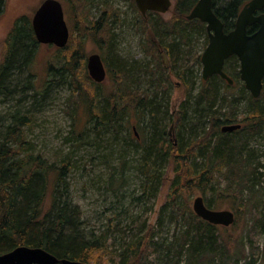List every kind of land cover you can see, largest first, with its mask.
<instances>
[{
    "label": "trees",
    "instance_id": "16d2710c",
    "mask_svg": "<svg viewBox=\"0 0 264 264\" xmlns=\"http://www.w3.org/2000/svg\"><path fill=\"white\" fill-rule=\"evenodd\" d=\"M67 1L71 5L67 21L70 40L66 48L58 49L52 61L47 63L44 78L41 73L38 75L39 67L34 68L40 44L32 29L33 17H27L26 21L24 17L16 20L4 41L6 52L0 64V98L12 95L8 84L10 74L23 69H28L31 77L36 78L32 84L35 99L44 98L47 88L57 79L58 84H68L71 92L69 108L85 107L87 118L83 131L87 127L97 132L106 130L128 147L142 150L144 159L139 172L145 178V190L157 179L163 181L165 176L164 172L152 169L151 160L154 164L166 161L172 166L177 178L170 181L168 202L173 219L182 222L185 230L167 246L154 241L155 226H150L141 237L124 241L121 249L116 251L108 245V234L115 229L111 221L106 234L86 239L80 231L79 213L71 204L62 201L61 196L57 197L59 187L67 190L66 180L72 171L70 160L50 161L44 155L36 154L34 144L26 135V130L33 124L31 118L15 115L12 125L5 131L0 130V255L19 247H29L44 249L61 260L84 264H108L113 258L122 260L123 264H168L161 258L151 262L156 252L174 254L177 259L185 255V264H258L261 257L259 238L264 236V187L259 185L257 189L251 185L254 180L258 182L254 179L257 170L253 165V154L245 158L241 152L245 150L246 141L258 138L264 132V89L255 99L245 87H233L219 76H213L207 81L202 78L199 92L194 95V85L190 81L192 74L183 66V60L191 56L193 40L198 39L196 35L206 37L204 50L209 43L206 24L186 19L199 0H174L172 18L168 21L154 12L144 17L135 2L128 0L137 12L138 33L147 41L144 48L146 55L153 57L154 67L139 69L137 65L129 67L124 62L109 60L106 65L111 74V88L97 84L89 76L85 48L88 43L92 44L95 50L110 57L115 42L113 30L120 24V12L106 3L96 20L91 16L86 0ZM249 1L213 0L214 12L223 21L225 31L234 26L233 20ZM4 6L5 1L0 0V14ZM182 46L188 47L184 53ZM201 58L202 55L197 59L200 64ZM234 58H229L225 65V72L230 77L239 74V63ZM177 67L186 96V103L176 114L177 123L185 128L189 117H186L187 109L193 107L199 126H191L187 132L191 138L184 142L180 137L176 146L169 140L166 120L156 116L151 123L150 138L140 144L138 128L130 129V125L133 117L139 119L150 112L158 93H152L151 89L137 90L133 85L137 72L145 70L151 76L150 87L160 90L166 73H172ZM242 100L248 104L244 113L239 108ZM166 118L170 125L177 124L174 117L166 115ZM232 125L242 128L222 133L224 126ZM79 131L78 118L73 116L72 136L79 134L81 137ZM199 158L202 160L200 166L197 165ZM121 178L126 182L123 170ZM193 195L203 197L211 210L227 200L233 206L236 204L238 207L232 208L235 224L229 228L219 227L197 217L185 204L186 200L184 203L179 201ZM49 201L51 205L47 203ZM241 219L242 226L238 228Z\"/></svg>",
    "mask_w": 264,
    "mask_h": 264
},
{
    "label": "rangeland",
    "instance_id": "374dc122",
    "mask_svg": "<svg viewBox=\"0 0 264 264\" xmlns=\"http://www.w3.org/2000/svg\"><path fill=\"white\" fill-rule=\"evenodd\" d=\"M3 1H5V6L2 7L0 14L1 63L6 52L4 41L16 20L21 17H24L25 21L27 17L32 18L35 10L37 11L45 0ZM58 1L62 3L65 19L68 21V10L71 9V5L67 0ZM86 1L91 16L96 20L100 18L106 3L111 4L116 11L120 12V24L113 30L115 42L110 57L105 53L98 52L89 43L85 48L87 57L99 54L105 65L109 60L114 63L118 60L126 63L129 67L137 65L139 69L147 70L150 66V69H153V57L146 55L144 46L148 44L143 35L138 33L136 26L138 16L131 3L128 0ZM172 1L174 4L175 1ZM162 18L166 21L171 19V10L162 15ZM196 39L193 40L195 43L191 48V56L189 59L185 58L186 61L183 60V66L187 67L192 74L190 81L194 85V95H197L200 89L203 67L202 63L197 62V59L204 52L206 37L196 35ZM181 49L184 53L188 47L182 46ZM58 51L56 47L50 45H40V50L36 51L38 54H36L34 68L39 67L38 75L41 73L42 78L45 76L47 63L52 61ZM106 68L108 71L107 65ZM179 70L180 68L177 67L172 73H166V80L160 90L150 87L151 76L145 73V70L137 72L133 81L134 87L141 92L151 89L152 93H158L157 99L154 100L152 96L154 104L149 109L150 112L139 119L137 116L133 117L130 125V129L138 128L140 144L150 138L151 123L156 116L166 120L171 136H169V140L176 146L180 143V137L184 139V142L191 138L187 134L191 126H199L193 107L187 109L186 117H189L185 128L180 127V124L177 123L179 120H177L176 114L186 103L184 82L178 78ZM110 75L108 71V78L102 83L107 88H111ZM34 76L36 77V75ZM35 80L36 78L31 77V72L28 69L14 71L10 74L8 84L12 95L8 98H0V130L5 131L12 125L13 116H27L33 122L32 127L26 130L27 140L34 144L36 154H42L50 161L70 160L72 171L66 180L67 190L64 191L62 187H59L57 197L61 196L62 201L71 204L73 209L79 213L82 235L86 239H92L93 236L106 234L112 221V226L114 225L115 229L108 234V245L111 250L117 251L121 249L124 241L129 242L136 237H141L150 226H155L154 241L156 243L167 246L172 244L175 237L185 230L182 222L173 219L172 208L168 202L170 181L177 178L172 166L166 161L154 164L151 160L149 165L153 170L165 173L163 181L166 179V183L164 184L162 179H157L154 184H150L151 187L148 190H145L143 187L145 178L139 172L140 164L144 159L142 150L136 151L134 148L128 147L123 140H116L115 135L106 130L97 132L87 127L83 131L82 128L85 126L87 118L85 107L80 106L77 110L73 106L69 108L68 100L71 92L68 84H58L59 80L57 79V82L47 88L44 98L35 99L32 89ZM247 105V101L242 100L239 105L241 112H245ZM226 109H229V106ZM166 115L169 118L170 116L174 117L177 124L170 125L169 119H164ZM73 116L78 118L81 137L79 134L75 137L72 136ZM200 128L202 129V127ZM189 133L194 135L191 131ZM123 135H125V131ZM241 153L245 158L250 153L253 154V165L257 170L254 179H257L258 182L254 180L251 185H255L257 189L259 185L264 187V132L260 137L246 141L245 150ZM201 162L202 160L199 158L197 165L200 166ZM122 170L127 177L126 182L121 181ZM196 197L194 195L189 198L185 196L179 201L184 203L186 200L185 204L187 203L193 210V202ZM47 203L51 205V201ZM233 207L238 206L236 204L233 206L232 202L227 200L215 210L232 211ZM242 221L243 219L240 220L238 228L242 226ZM259 247L261 257L258 264H264V236L259 238ZM157 258L163 259L168 264H185L186 261L185 255L177 259L174 254L156 252L153 254L151 262ZM108 264H123V261L113 258L109 260Z\"/></svg>",
    "mask_w": 264,
    "mask_h": 264
},
{
    "label": "water",
    "instance_id": "95a60500",
    "mask_svg": "<svg viewBox=\"0 0 264 264\" xmlns=\"http://www.w3.org/2000/svg\"><path fill=\"white\" fill-rule=\"evenodd\" d=\"M139 12L146 17L148 12L167 14L173 6L172 0H133ZM264 10V0L250 1L238 15L236 28L229 34L224 32V24L213 9V0H199L189 15L188 21L199 20L206 24L209 44L202 55V78L204 81L219 76L233 85V80L224 72L226 60L237 57L240 63L241 80L251 96L258 99L263 91L264 80V15L254 17V13ZM259 25V29L248 35V28ZM32 28L40 45H52L65 49L70 40V30L65 12L58 0H45L32 19ZM0 54V63H1ZM90 78L97 84L107 80L108 71L102 57L92 54L87 60ZM241 125L224 126L222 133H232ZM193 211L197 217L211 225L229 228L235 224V213L230 210H211L203 197L193 202ZM0 264H84L77 261L58 259L41 248L19 247L0 255ZM136 264V263H129Z\"/></svg>",
    "mask_w": 264,
    "mask_h": 264
},
{
    "label": "flooded vegetation",
    "instance_id": "af4514ba",
    "mask_svg": "<svg viewBox=\"0 0 264 264\" xmlns=\"http://www.w3.org/2000/svg\"><path fill=\"white\" fill-rule=\"evenodd\" d=\"M250 2V1H249ZM249 2L245 3L242 8L239 10L238 12V15L240 14V12L243 10V8L245 7V5H247ZM238 15L237 17L235 18V20H233L234 22V26L229 30V31H225V25H224V32L225 34H229L230 32L234 31L235 28H236V21H237V18H238ZM254 17H259L261 15H264V10L263 11H257L255 12L254 14ZM222 21V20H221ZM223 22V21H222ZM224 24V23H223ZM259 29V25L258 24H255L254 26L248 28V35H252L254 34L255 32H257ZM234 59H237V57H235ZM227 61V60H226ZM238 63H239V60H238ZM225 65H226V62H225ZM225 65H224V72H225ZM226 73V72H225ZM229 76V75H228ZM230 77V76H229ZM234 84H233V87H237V88H242V87H245V83L241 80V76H240V63H239V74H234L232 77H230ZM263 85H264V80H263ZM246 88V87H245ZM264 89V88H263ZM169 135H170V132H169ZM171 137V136H170Z\"/></svg>",
    "mask_w": 264,
    "mask_h": 264
}]
</instances>
